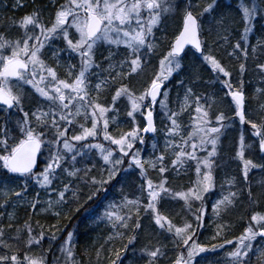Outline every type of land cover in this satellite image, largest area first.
<instances>
[{
  "label": "snow or ice",
  "instance_id": "1",
  "mask_svg": "<svg viewBox=\"0 0 264 264\" xmlns=\"http://www.w3.org/2000/svg\"><path fill=\"white\" fill-rule=\"evenodd\" d=\"M12 6L22 8V0H13ZM219 7V0H199L198 3L188 0L187 4L182 3V0H65L55 11L50 26L41 21L38 11L13 20V25L20 30V36L9 39L0 34V112L5 113V124L0 126V170L4 171L5 185L10 179L20 178L24 181V186L20 190L9 186L0 188V200L4 201L0 203V208L5 207L11 197L26 200L28 181H33L41 189L47 190L60 173H66L72 179L63 182L62 189H54L55 198L46 201L48 207L40 211L51 212L53 216L59 218L62 209L70 208L75 203L77 205L75 212L78 213L81 209L87 212L89 209L85 205L89 201L98 202L102 194L106 198L109 188L116 187L112 182L120 183L121 180L132 175L133 172L129 170L134 166L139 170L141 195L135 199L124 196L120 203H109L103 214L97 217L101 222L106 223L110 231L107 240L97 249L98 258L105 244H111L118 236L121 240L126 238L127 243L120 249H110L114 252L115 259H109V264H123L121 252H127L130 246L133 258L129 264H140L141 261L143 264H159L161 256L165 254L161 247L143 246L139 250V257L136 256L135 243L139 235L138 230L143 227L140 219L143 212L147 214L150 224L160 229L162 234L167 233L165 238L171 237L175 246L180 249L171 264H202L205 258L201 254L218 252L225 249L226 245L233 247L226 251L223 264H251L254 242L261 245L258 249L259 259L261 264H264V213H252L242 233L232 239L225 235L231 225H217L218 230L211 239L222 240L219 244L208 246L195 239L196 229L203 226L206 215L203 207L205 195L215 187L213 158L218 154L220 137L226 134L232 123L227 122L230 118L224 112L216 115L213 122L208 109L201 103V97L195 95L193 89L189 87L180 106V112L189 111L192 107L190 101L194 96L195 115L190 113L192 130L184 135L177 120L179 113L169 110L166 102L168 93L162 92L164 82L174 73L178 74L183 70L182 61L187 56L186 46L189 45L194 50V54L199 53L214 73L225 78L231 77L232 73L214 56L205 54L200 39L205 27L211 32L214 25L217 36L226 44L229 43V36L226 33L230 18L223 12L218 14ZM239 8L244 29L228 55L236 56L237 59L242 58L239 72L243 76L250 55L247 37L252 31V21L258 15L264 18V0H251L250 3L245 0ZM181 11L182 30L159 60V71L154 74L143 92L134 93L122 81L134 74L138 75L143 70L145 55L152 54L155 48L152 43L154 29L161 24L163 18ZM59 39L66 44V48L53 50V58H59L60 53L65 51L79 58L78 69L75 64L67 66V78H60L56 69L47 64L43 58L46 46L50 47L52 42ZM241 40L244 44H241ZM101 46H106L109 50L108 55L104 56V60L108 61L107 68H103L95 59ZM113 47L124 50L123 58H116L117 52L111 50ZM258 50L264 53V41L252 47L251 54L255 57ZM94 68L102 69L107 75L101 78L99 73L92 72ZM256 70L264 77V61L257 59ZM92 75H95L98 81L94 84V88L90 81ZM117 79L121 83L111 96L112 104L114 105L121 97H126L130 104L127 116L132 118L131 129L121 132L118 137L108 131L110 121L106 114L113 109L100 100L105 88ZM220 82L228 89L226 96L235 104L234 113L239 118L240 125H248L251 136L256 138L252 143H247L242 131L235 151V158L242 166L241 174L247 189V197L251 201L253 191L249 183V173L256 169L264 175V118L260 122L246 119L242 79L237 88H234L228 79ZM25 85L30 86L40 98L36 100L34 110L24 107ZM256 91L264 94V89L258 88ZM161 95L164 99L158 100ZM157 103L171 122L170 127L166 126V135L170 139L165 145L166 150L171 148L173 151L174 158L170 167L179 171L188 161H195L196 179L186 190L174 191L166 186L168 180L164 177V173L169 168L164 164V154L157 156L155 160L144 161L139 151H133L136 141L140 144L145 143L144 137L140 135L141 131L144 133L156 131L152 109ZM208 107L210 108L211 105ZM261 109H264V104L261 105ZM138 112L146 121L143 127L136 122L135 114ZM77 117H83L85 123H79ZM89 117L90 127L86 126ZM13 120L15 126L10 128L9 125ZM112 121H115V117H112ZM77 123L80 127L79 133L69 135L68 126ZM10 133H18V135L11 136ZM101 134L103 140L115 145L116 149L106 147L102 143L86 142L90 137L95 140ZM177 136L180 138L179 142L174 139ZM152 147L155 149L156 145L153 144ZM91 150H95L93 155L98 153L99 160L93 161L89 158ZM116 150L119 151L118 156L114 155ZM45 151H47V159L43 170L34 172L38 158L44 156ZM197 152L207 154L200 157ZM69 158L70 168L65 167L69 163ZM126 158L127 167H124ZM82 161L84 166L78 167L77 165ZM157 163L160 164L158 171L161 178L155 183L147 178L145 165L156 169ZM96 169H99L98 175L93 174ZM235 179L227 181L229 185L227 193H222L212 205V211L217 217L234 207L239 195L244 191V189L240 192L232 190L235 187ZM79 182L89 189L83 203L77 195L78 189L74 190L75 184ZM261 187L264 188V181L261 182ZM261 195L264 196V192ZM165 196L183 201L184 207L190 211L193 209V203L199 202L200 207L192 212L196 221L195 227L188 221L177 226L160 212L158 205L165 202ZM40 203L37 193L29 206L36 209ZM11 218L10 214L9 219ZM64 218H70L68 212L64 213ZM8 227L11 228L12 224ZM25 227L26 252L22 258L17 252L11 251L10 245L4 242L3 228H0V247L7 250L4 254H0V264H49L43 255L30 254L34 246H41L45 238V230L41 226V231L35 233L28 222H25ZM20 231L18 228L17 232ZM48 231L51 232L49 237L51 242L57 239L56 233L62 229L58 224H53ZM72 237L73 232H68L66 239L59 246L61 256L56 257L53 253V264H77L72 250ZM257 238H260V241ZM13 239L18 240L20 236L17 235ZM198 257H200L199 261ZM214 264L220 262L216 261Z\"/></svg>",
  "mask_w": 264,
  "mask_h": 264
},
{
  "label": "trees",
  "instance_id": "2",
  "mask_svg": "<svg viewBox=\"0 0 264 264\" xmlns=\"http://www.w3.org/2000/svg\"><path fill=\"white\" fill-rule=\"evenodd\" d=\"M187 4L188 0H185ZM13 0H0V34L5 35L9 39H16L20 36V30L13 25V20H18L21 16L29 14L35 11L40 13V19L45 24L50 26V22L54 20L55 11L60 4H63L65 0H22V8H14L12 6ZM199 0H193V3H198ZM219 2L228 5L231 9L229 13L232 15V19L228 25L227 35L229 36V43H225L223 39L217 36V39H212L215 37L208 36V27L202 32L201 41L203 45V50L205 54H210L214 56L227 70H229L232 75L231 77H221L217 73H214L211 67L206 64L200 55L194 54V51L188 49L187 56L182 61L183 70L181 72L174 73L173 76L165 81L163 92L168 93V107L171 111H176L179 113V98L185 94L187 88L191 87L195 95L201 97V103L205 105L208 109L209 114L215 122V116L220 112H224L230 120L227 122L232 123V127L226 130V134L220 137V142L218 144V154L214 157V178H215V187L213 190L205 195V200L203 202V207L205 209L206 215L204 216L203 226L196 229L197 235L195 239L199 243L210 246L211 244H219L222 240H212L211 237L215 234L216 230L210 229L209 225L212 222L211 219L218 218L211 209V201L216 197H221L222 193L226 194L229 185L227 181L233 178L235 179V187L232 188L233 191L240 192L241 189H244L243 193L239 195V198L236 201L234 207L229 209L226 212H223L220 217L226 219L227 214L230 212H236L235 216H232L230 220L231 227L225 233L226 237L232 239L236 236H239L243 228L248 223V219L251 214L254 212L264 213V196L261 195L264 192V188L260 185H255L252 183L257 180L260 183L264 181V175H261L258 170L253 169L249 173V183L252 185L253 197L250 201L247 197V189L243 183V177L241 174V164L238 159L235 158V151L238 147L239 135L244 131L245 139L247 143H252L256 140L255 137L251 136V129L248 125H240L237 117L234 113L235 106L230 102L231 98L226 96L228 89L224 88L220 82L223 79H228L233 84L234 88H237L240 84L241 79L243 80V91L245 93V102L244 109L246 112V119H251L256 122H260L264 118V109H261V105L264 104V94L258 93L256 90L258 88L264 89V77H262L256 70L257 59L264 61V53L259 50L255 54V57L251 54V48L258 45V42L264 41V22L260 16H257L256 19L252 21V31L248 34L247 37V46L249 48V59L246 62V71L241 76L239 72V63L242 62V58L237 59L236 56H229L228 52L232 51V45L239 39L243 33L244 24L241 20L242 13L240 11L239 5L236 4L237 0H230L225 2V0H219ZM183 3V2H182ZM245 3L242 1L241 4ZM236 4V5H235ZM182 18V11L179 14L177 24L173 27H169L168 22L165 24L163 29H161V24L154 30V37L157 38V44L155 45L154 51L152 54L145 55V64L143 70L138 74H134L128 79H124L123 84L127 85L134 93L139 94L145 90L147 85L150 83V80L153 78L154 74L159 71V60L162 58V55L169 48L172 40L179 31ZM171 30V31H170ZM241 44H244V41H240ZM153 43V42H152ZM59 50L60 48H66V44L62 39L56 40L51 43V46H46L44 50V60L50 66L55 67V59L52 56V48ZM113 52H117V59L123 58L124 50L121 48L117 50L115 47L111 49ZM60 57L69 60L72 64L79 67V58L75 54H70L69 52H61ZM96 59V58H95ZM66 62V61H65ZM102 67L108 65V61H104ZM60 70V69H58ZM76 69H74L75 71ZM62 71V70H60ZM59 72V71H57ZM92 72L99 73L101 78L106 76L107 73L102 71V69L94 68ZM59 76V74H58ZM60 78H67L64 74H60ZM111 81V77H109ZM91 86L94 88V84L97 82V77L92 75L90 77ZM183 82V83H181ZM121 81L117 79L115 82H111L110 86L105 88L103 94L101 95V103L111 106L112 111L108 112L107 117L114 115L117 117L115 124L109 123V133L114 136H119L121 132L128 131L132 127V118L127 116V110L130 109V104L126 97H121L113 105L111 101V96L114 94L115 88L120 85ZM95 95V92H93ZM162 97V96H161ZM164 99V97H162ZM40 99L34 90L25 85V98H24V107L25 109L35 108L36 100ZM194 100L195 97H192L191 103L192 107L189 111L180 112L177 116L178 123H180V131L182 134L187 135V132L191 131L192 120L190 119L191 115H195L194 112ZM211 105L209 108L208 106ZM153 115L155 119L157 136L153 138L149 135H144V144H140L139 141H136L133 151H139L141 159L144 161L155 160V158L161 154L165 155V166L169 168L167 172L164 173V177L168 180L167 187L171 188L174 191L186 190L191 183L196 179L195 173V161H188L184 168H181L179 171L172 169L170 167L171 160L174 158L173 155H170V150H165L160 143V136H163L167 127L171 126V122L168 120L167 116L164 114V110L161 109L157 103L153 107ZM5 113L0 112V126L5 124L4 120ZM136 115V122L138 125L143 127V117L138 113ZM79 123H85L83 117L76 118ZM79 123L69 127V133H77L79 128ZM14 120L9 125L10 128L14 127ZM86 126H91L90 117L86 122ZM167 126V127H166ZM102 128V123L100 125ZM246 130V131H245ZM11 136L18 135V133H10ZM141 135V134H140ZM175 141L179 142L180 138L177 136L174 138ZM92 143H102L106 147L116 149V146L111 145L109 142L103 140V135H99L95 140L92 139ZM155 144L156 148L153 149L152 145ZM210 149V146H209ZM178 150V149H177ZM190 150V149H189ZM256 151L258 152V141L256 142ZM95 150L89 151V158L93 161L99 160L98 153H93ZM173 152V151H172ZM206 152H197V155L200 157L206 156ZM114 155H119V151L116 150ZM247 155V153H246ZM79 159V158H78ZM38 169L40 170L41 161H39ZM78 167L84 166V161L81 164L77 165ZM65 167L70 168V158L69 163ZM124 167H127V158L125 159ZM147 168L146 176L147 178L152 179L155 183H158L161 174L158 171L160 164L157 163V168L153 169L149 165H145ZM59 171V170H58ZM133 172L132 175L127 176L126 179L121 180L120 183L113 181V184H116V187L109 188V191L104 198V194L101 195L98 202L89 201L85 205L89 210L86 212L84 209H81L80 212H75L74 209L77 206L73 203L70 208L66 207L63 210L68 212L70 218H64L62 214L59 218L53 215L49 216H37L31 210L22 211L20 210L15 221H8V215L6 209L3 207L0 208V228H3V240L4 242L10 245V250L17 252L20 257L22 253L26 251L24 240L26 238L27 229L25 227V222H28L33 228L35 233L41 231V226L45 230V238L41 243L40 247H33V251L30 253L33 256L46 257V260L51 263L53 261V253L56 257H59V246L66 239L68 232H73L72 237V250L75 255L77 264H109V259H115V254L110 249H120L123 244L127 243V239L121 240L118 236L115 237L111 244H105L104 249L100 251L101 259H97V249L100 248L101 244H104L110 235L109 227L106 223L101 222L97 217L103 214L104 209L109 203H120L124 196H127L130 199H135L141 195L140 192V176L139 170L133 169L129 170ZM93 174L98 175L99 169H96ZM123 175V174H122ZM59 178L58 189H62V183L68 182L72 178H69L66 173H60L57 177ZM20 179L13 178L12 180ZM5 180V174L3 170H0V181ZM11 180V179H10ZM22 180V179H20ZM23 181V180H22ZM78 189L77 195L80 198V202L83 203L86 200L89 189L87 186H84L82 182L75 184L74 190ZM252 201H256L253 203ZM146 203V200L144 201ZM160 212L169 217L174 224L181 226L185 221L193 223L195 227L196 221L192 219L191 213L195 211L197 207H200L199 202L193 203V209H185L183 201L174 200L170 197L165 196V202L158 205ZM176 211H179L180 214H175ZM219 217V218H220ZM228 218V217H227ZM141 222L143 224L142 229L138 230L139 235L135 243L136 256L139 257L140 249L143 246H158L162 248V251L165 253L161 256L159 264H171V261L175 258L177 253L180 251L175 244L173 243L171 237L165 238L167 233H161V230L155 228L154 225L150 224L147 214L141 212L140 216ZM195 221V222H194ZM12 224V227L9 228L8 225ZM58 224L62 231L57 232V239L49 241L51 232L48 231L50 225ZM225 225V223L223 224ZM20 229V233L17 232V229ZM151 231V232H150ZM131 233H129L130 235ZM17 235L20 236V239H13ZM146 235H150V238L145 241L143 239ZM260 241V238H257ZM255 247L254 251L251 254V264H261L259 259L260 243L254 242ZM51 250L49 251V248ZM231 247L226 245L225 249H221L218 252H208L201 254L205 259L202 261V264H214V262L219 261L220 264H223V259L225 257L226 251L230 250ZM6 249L0 247V254H4ZM257 251V252H256ZM133 258V252L131 246L127 252H121V259L123 264H129ZM200 260V257L197 258ZM143 264V261L140 262Z\"/></svg>",
  "mask_w": 264,
  "mask_h": 264
},
{
  "label": "rangeland",
  "instance_id": "3",
  "mask_svg": "<svg viewBox=\"0 0 264 264\" xmlns=\"http://www.w3.org/2000/svg\"><path fill=\"white\" fill-rule=\"evenodd\" d=\"M229 0H225V2H228ZM238 1V5H241V1H244L245 2V0H237ZM182 2L185 4L186 3V1L185 0H182ZM248 2L250 3L251 2V0H248ZM12 5H13V2H12ZM219 5H220V7L217 9V13L219 14V13H221V12H223V13H225V14H227L228 16H229V18H230V20L232 19V15H231V13H229L230 12V8L228 7V5H226V4H224V3H221V2H219ZM238 9H240V8H238ZM181 12H176V13H172V14H169L168 16H166V17H164L163 18V23L161 24V29H163V27L165 26V24L168 22V25H169V27H173L174 25H176L177 24V20H178V17H179V14H180ZM259 16V15H258ZM261 17V16H260ZM257 18V17H256ZM255 18V19H256ZM261 19H262V21L264 22V18H262L261 17ZM156 29V28H155ZM154 29V30H155ZM171 31V30H170ZM210 37V36H212V37H215V38H212V39H217L218 37H217V34H216V29H215V26L213 25V28H212V31L210 32V31H208V34H207V37ZM152 42H153V44H157V38H155V37H153L152 38ZM53 50H57V49H55V47H53L52 48V51ZM108 48L106 47V46H101L100 47V49L97 51V54H96V62L97 63H103L105 60H104V56H106V55H108ZM56 61H55V69H56V71H59V72H57L58 74H59V76H60V74H64L66 77H67V66L69 65V64H72V62L71 61H69V60H65V59H63V58H61L60 56H59V58H56L55 59ZM66 61V62H65ZM104 68H107V65H105L104 66ZM58 69H60V70H62V71H60V70H58ZM98 82V81H97ZM163 92V91H162ZM186 93V92H185ZM162 97H163V95H161ZM161 96H159V98H158V100L159 99H163ZM184 96H185V94H183L180 98H179V100H178V104H179V110H180V106H181V104L183 103V101H184ZM234 106H235V104H234V102H232V101H230ZM190 103H191V101H190ZM159 104V103H158ZM160 106V105H159ZM179 113H180V111H179ZM112 117H115V121L113 122L112 121ZM143 117V116H142ZM108 118H109V121H110V123H112V124H115L116 123V121H117V117L116 116H114V115H112V116H108ZM70 126H68V128H69ZM89 127V126H88ZM79 131H80V127L78 128V133H79ZM166 132L167 131H165L164 133V135L163 136H160V143H161V146L166 150V147H165V145H166V141L168 140V139H170V137L169 136H167L166 135ZM69 135H71L72 133H68ZM140 134H141V136L143 135V132L141 131L140 132ZM156 136H157V131H155V133L152 135V137L153 138H156ZM86 142H91L92 143V138L90 137L89 138V141H86ZM86 142H80L81 144H83V143H86ZM73 143H75V142H73ZM115 146V145H114ZM78 147H79V145H78ZM167 150H170V155H173V152H172V149L171 148H169V149H167ZM47 159V151H45V154H44V156H41V162H42V164H41V166H40V170L38 171V172H40V171H42L43 170V168H44V162H45V160ZM58 183H59V178H56V179H54V181H53V184H52V186L49 188V189H47V190H45V189H41L38 185H36L33 181H28V192L26 193V200H18L17 198H15V197H11L10 198V200L6 203V206L5 207H3L4 209H6V211H7V215H8V218H7V220L8 221H15L16 219H18V218H16V215H17V213L20 211V210H22V211H26V210H31V211H33V213L35 214V215H37V216H49V215H52L51 214V212H43V211H40V209H43V208H47L48 207V205H47V203H46V201H48V200H50V199H54L55 198V196H56V192L54 191V189H58L59 187L57 186L58 185ZM253 184H255V185H260L261 186V183L259 182V181H257V180H255L253 183H252V185ZM251 185V184H250ZM252 185H251V188H252ZM5 186H9V187H14V188H16V190H20V188L21 187H23L24 186V181H22V180H20V179H15V180H8L7 181V185H5V180L4 181H0V188H3V187H5ZM37 193H39V200L41 201V203L37 206V208L36 209H33V208H31L30 206H29V204H30V202H32L33 201V199L34 198H36V194ZM220 197H216L213 201H211V209H212V205L215 203V201L217 200V199H219ZM0 203H4V201L3 200H0ZM186 209V208H185ZM186 211H187V209H186ZM64 213H65V211L62 209L61 210V215L63 214L64 215ZM234 212H230V213H228L227 214V217H226V219L223 217H218V218H213V219H211L212 220V222H210V229H212V230H218V227H217V225H223L224 223L225 224H227V225H229L230 224V220L232 219V214H233ZM11 214V220L9 219V215ZM175 214L177 215V214H180V212L179 211H176L175 212ZM235 214H236V212L233 214V217L235 216ZM191 216H192V219L193 220H195L194 219V217H193V215H192V213H191ZM195 222V221H194ZM151 232V231H150ZM150 238V235H146V237H144L143 239H145V241H147L148 239ZM228 246H230L231 248L233 247L232 245H228ZM254 247H255V244H254ZM256 249H257V247H255ZM259 249V248H258ZM26 252V251H25ZM25 252H23L22 253V257H23V255L25 254ZM257 252V251H256ZM61 256V253H60V251H59V257ZM21 257V258H22ZM97 259H101V257L99 256V258L97 257ZM51 263L53 264V261L51 260Z\"/></svg>",
  "mask_w": 264,
  "mask_h": 264
},
{
  "label": "water",
  "instance_id": "4",
  "mask_svg": "<svg viewBox=\"0 0 264 264\" xmlns=\"http://www.w3.org/2000/svg\"><path fill=\"white\" fill-rule=\"evenodd\" d=\"M182 27H183V23H182ZM181 30H182V28H181ZM180 30V31H181ZM178 35H179V33H178ZM187 48H191V46L189 45V46H186V49ZM199 54V53H198ZM154 120V119H153ZM144 122H145V124H146V121L144 120ZM146 134H151V133H146ZM37 165H38V161H37ZM36 168H34V170H35Z\"/></svg>",
  "mask_w": 264,
  "mask_h": 264
}]
</instances>
